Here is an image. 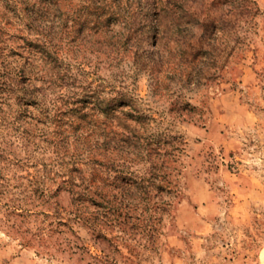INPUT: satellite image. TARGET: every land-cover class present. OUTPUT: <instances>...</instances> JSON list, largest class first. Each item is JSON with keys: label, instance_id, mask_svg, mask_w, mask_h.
<instances>
[{"label": "clouds", "instance_id": "9594fccd", "mask_svg": "<svg viewBox=\"0 0 264 264\" xmlns=\"http://www.w3.org/2000/svg\"><path fill=\"white\" fill-rule=\"evenodd\" d=\"M0 264H264V0H0Z\"/></svg>", "mask_w": 264, "mask_h": 264}]
</instances>
